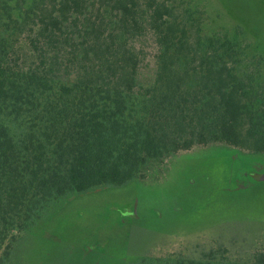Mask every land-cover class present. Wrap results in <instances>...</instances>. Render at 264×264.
<instances>
[{"label":"trees","instance_id":"1","mask_svg":"<svg viewBox=\"0 0 264 264\" xmlns=\"http://www.w3.org/2000/svg\"><path fill=\"white\" fill-rule=\"evenodd\" d=\"M177 1L1 0L0 264L70 194L142 178L198 145L264 154V81L246 69L248 45L203 34ZM221 237L132 264H264V235Z\"/></svg>","mask_w":264,"mask_h":264},{"label":"rangeland","instance_id":"2","mask_svg":"<svg viewBox=\"0 0 264 264\" xmlns=\"http://www.w3.org/2000/svg\"><path fill=\"white\" fill-rule=\"evenodd\" d=\"M175 5L197 10L187 22L200 23L203 34L248 45L245 68L264 81V0ZM142 43V68L151 71L156 44L151 34ZM256 175L264 176V154L224 143L194 146L151 162L142 178L60 199L15 242L9 264H132L219 236L264 235V178Z\"/></svg>","mask_w":264,"mask_h":264},{"label":"water","instance_id":"3","mask_svg":"<svg viewBox=\"0 0 264 264\" xmlns=\"http://www.w3.org/2000/svg\"><path fill=\"white\" fill-rule=\"evenodd\" d=\"M256 176H257L258 178H260V179H261V178H262V179L264 178V176H260V175H256Z\"/></svg>","mask_w":264,"mask_h":264}]
</instances>
